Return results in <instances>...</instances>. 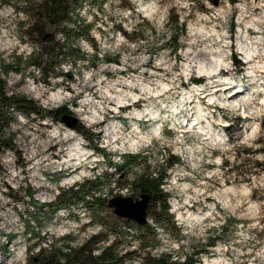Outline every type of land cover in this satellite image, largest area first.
<instances>
[{
    "label": "rangeland",
    "instance_id": "1",
    "mask_svg": "<svg viewBox=\"0 0 264 264\" xmlns=\"http://www.w3.org/2000/svg\"><path fill=\"white\" fill-rule=\"evenodd\" d=\"M17 1L0 7V56L23 55V72L1 74L8 93L45 109H68L64 114L86 130L38 113L6 111L8 124L0 129V264H24L26 243L46 246L66 235L71 244L83 241L99 230V220L115 215L94 198L139 197L129 182L146 164L155 175L167 155L174 162L161 187L170 215L161 223L149 221L156 232L145 237L127 228L125 246L167 252L176 260L196 249V264H264V0H128L132 7L123 0H88L80 15L91 24L92 41L67 39L86 59L74 62V50L56 65L67 74L51 75L48 82L37 67L25 65L41 43L24 36L28 22L15 9ZM171 8L182 29L169 25ZM239 44L253 52L254 65L246 64ZM212 49L228 64L220 80L207 81L195 68L186 75L187 64L211 65L206 51ZM34 87L46 96L61 90L67 99L44 101ZM95 110L100 122L90 125L86 118ZM111 126L117 127L114 140L107 133ZM10 137V146L2 143ZM77 141L86 153L77 164L62 163ZM131 153L140 163L118 170L115 164ZM104 172L93 192L80 190L94 202L58 204V193L85 189L87 176ZM140 237L147 242L144 250ZM128 263L139 264L137 256Z\"/></svg>",
    "mask_w": 264,
    "mask_h": 264
},
{
    "label": "trees",
    "instance_id": "2",
    "mask_svg": "<svg viewBox=\"0 0 264 264\" xmlns=\"http://www.w3.org/2000/svg\"><path fill=\"white\" fill-rule=\"evenodd\" d=\"M88 0H18L14 4L15 9L21 11L26 15L28 25L24 28V36L31 39H37L41 43L40 49L37 53L32 54L29 59L25 60L26 67H37L39 71L43 73L45 82L51 75H66L67 73L62 71H56V65L59 61L65 59L66 56L76 51V62L86 59V55L82 50L74 48L68 44V40L72 35L76 38L87 37L91 40L89 35V28L91 24L86 23L80 15V9L83 7V2ZM92 4L101 5L103 0H89ZM129 7L132 4L128 0H123ZM11 2V0H0V7L4 3ZM168 10V23L170 26L183 28V24L180 23V17L177 14ZM120 32L124 35L131 37L130 33H127L122 28H119ZM56 34L61 35L59 39L56 38ZM137 40V38H133ZM142 39V38H139ZM177 33H172L170 41L173 44H178ZM63 40V41H62ZM23 59V55H14L11 60L4 59L0 56V129L2 126H7L8 119L6 111L17 110L21 113L31 115L33 113L39 114L41 118L48 117L50 119L61 120L64 113H68L69 110L63 107H54L51 109H45L31 99H27L24 96H17L13 93H8V87L6 79L2 77V73H9L10 71L23 72L18 67ZM111 60L110 58H108ZM234 59L236 55L234 54ZM116 60V58H115ZM25 68V69H27ZM7 119V120H6ZM2 122L5 123L2 125ZM79 132L84 133L85 126L76 124L74 126ZM10 137L7 141L2 143L6 146H10ZM88 139L92 137L87 136ZM1 148V147H0ZM98 150H102L97 148ZM138 155L129 154L124 155V162L118 164L116 167L118 170L123 171L124 167L129 165L130 162L136 160V163L140 162L136 159ZM146 160H143L145 163ZM171 155L167 157L166 163L157 168V172L153 175L150 170V165L146 164L140 172H137L130 185L132 189L137 190L139 194H149L147 213L155 217V221L158 223L163 222L166 217H169L168 209L169 201L167 200L168 193L165 192L162 182L167 174V167L173 164ZM114 165V166H115ZM105 174L94 175L86 177L82 182V186L85 189H74L70 187L69 192L64 191L56 195L59 205L71 206V204L78 199L86 200V202H94L85 199L86 195H80V190L93 192L94 185L99 182L100 178ZM95 203L111 212L108 208L106 197H96ZM35 203V201H33ZM50 205L51 203H44ZM52 205V204H51ZM38 207V206H37ZM110 220H99L101 223V229L95 233H91L83 241L71 244V235H66L60 242L61 238L53 239L46 246L43 244L26 243L25 251L27 256L24 264H129L128 261L134 259L137 256L139 264H196L195 254L201 252L199 250H193L192 253H185L183 259H172L171 254L167 252L154 253L151 250L138 253L137 248L130 249L125 246L124 241L127 240L126 234L127 228L136 227L139 229L143 237L148 234L149 230H153L151 223L139 224L134 219L125 217L110 215ZM104 227H103V225ZM156 232V231H152ZM140 237L139 247L146 248V243ZM107 242V243H106ZM215 242L214 239L207 241L206 245H211ZM37 245V246H35ZM38 250L34 252V250ZM207 252V249H204ZM7 253V252H6Z\"/></svg>",
    "mask_w": 264,
    "mask_h": 264
},
{
    "label": "bare ground",
    "instance_id": "3",
    "mask_svg": "<svg viewBox=\"0 0 264 264\" xmlns=\"http://www.w3.org/2000/svg\"><path fill=\"white\" fill-rule=\"evenodd\" d=\"M239 49L245 53V62L246 64H249L250 66L254 65L255 63V59H254V54L253 52H251V50L246 47L245 44H239ZM217 50H211V51H206V53H209V55L211 56V60H212V64L207 66L205 65L202 61H199L197 64L196 62L190 64V65H186L185 69H186V75H189L191 73L192 68L198 69L199 73H201V75L205 76L207 81H219L221 78V74H222V67H228V64L224 62V60L220 57L221 55H217L216 54ZM206 58V57H205ZM165 86L163 88V91L165 90ZM32 90L34 91L35 97L41 98L44 101L47 102H61L64 99H67V95L65 96V94L60 90V91H56V92H52L49 93V95H45L43 89H41L40 87H34L32 88ZM219 90V89H217ZM216 91V90H215ZM162 92V91H160ZM239 93V92H238ZM237 93V94H238ZM160 93H157V95H159ZM131 97L136 98V96L131 95ZM119 104L122 105L123 99L118 100ZM89 104V103H88ZM87 103H85V105H88ZM84 105V106H85ZM144 114V112H138V115ZM148 114V113H145ZM99 113L97 110L93 111L92 114L87 117V121L89 122V124H96L99 123ZM111 126L107 129V133H109V136L111 137V139H115L114 135H115V131L117 130V127L115 126ZM85 150L82 149L81 143L80 142H74L73 144H71L69 146V153L63 157L62 159V163L68 164V165H74L77 164L78 161L82 158V156L85 154ZM35 154V153H33ZM45 160H49V157ZM37 164H39L37 162ZM73 179V178H72Z\"/></svg>",
    "mask_w": 264,
    "mask_h": 264
},
{
    "label": "water",
    "instance_id": "4",
    "mask_svg": "<svg viewBox=\"0 0 264 264\" xmlns=\"http://www.w3.org/2000/svg\"><path fill=\"white\" fill-rule=\"evenodd\" d=\"M62 120L67 126L73 127L77 118L71 114H64ZM148 198V193H142L138 198L116 194V196L108 198L106 202L115 215L134 219L139 224H145Z\"/></svg>",
    "mask_w": 264,
    "mask_h": 264
},
{
    "label": "built area",
    "instance_id": "5",
    "mask_svg": "<svg viewBox=\"0 0 264 264\" xmlns=\"http://www.w3.org/2000/svg\"><path fill=\"white\" fill-rule=\"evenodd\" d=\"M168 156H169V155L166 156V160H167V157H168ZM171 166H172V165H171ZM129 185H130V184H129ZM86 196H87V195H86ZM85 198H86V197H85ZM90 198L93 199V197H90ZM149 214H150V213H149ZM149 214H147V216H148ZM150 215H151V214H150ZM151 216H152V215H151ZM152 220L155 221V217L153 216V219H152V218H150V217L148 216L146 222H148V221H152ZM153 224H154V223L152 222V227H153ZM100 229H101V226H100L99 230H100ZM99 230H98V231H99ZM96 232H97V231H96ZM94 233H95V232H94ZM89 235H90V234H89ZM89 235H88V236H89ZM106 243H107V242H106ZM47 244H48V243H46V245H47ZM37 251H38V250H37Z\"/></svg>",
    "mask_w": 264,
    "mask_h": 264
}]
</instances>
